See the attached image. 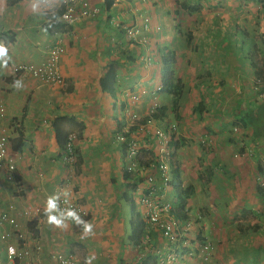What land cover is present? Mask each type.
<instances>
[{
  "label": "crops",
  "instance_id": "crops-1",
  "mask_svg": "<svg viewBox=\"0 0 264 264\" xmlns=\"http://www.w3.org/2000/svg\"><path fill=\"white\" fill-rule=\"evenodd\" d=\"M87 1L100 7L99 14L79 18L72 24H64L63 32L49 34L43 24L47 15L58 8L59 5L51 7L57 0H49L48 5L38 0H0V44L8 49L7 67H0V103L5 107L0 128L9 137L6 158L12 159L15 165L14 179L7 177L5 168L0 169V213L6 214V219L0 222V235L11 234L9 239L0 237V264L7 262L6 246L18 245L16 230L36 245L32 256L18 264H54L58 253L73 254L80 264H85L88 257H94L91 264H141L145 250L131 244L128 235L135 213L141 211L144 215L141 204L144 193L131 195L132 189L126 190L128 182L123 178V170L127 159L124 146L114 136L119 122H124L129 112L143 119L153 105L158 103L165 108L161 119L132 133L133 138L148 143L145 146L149 149L146 148L156 156L160 150L159 139L154 134L157 125L176 124L180 128L175 137L180 147L170 146L171 136L165 149L170 168V157H173L184 186L194 191L190 214L194 209L207 212L208 204L212 209V202L224 197L225 204L217 206L215 211L220 217L228 216L233 202L240 199L239 190L234 188L248 186L252 180L254 184L257 172L252 165H257L261 155L264 158V145L259 151L254 146L256 136L251 132L248 137L254 144L248 139L244 145L253 146L252 158L243 163V159L233 155L235 146L225 144L221 135V127L231 116L226 115L230 109H221V99L204 95L207 89L222 91L216 87L222 78L229 83L227 89L242 87L238 81L239 76H244L240 71L242 66L234 60L235 50L231 46L240 32L238 24L242 19L233 18L236 13L231 3V7H226L224 3L216 4L218 0L213 4L210 0L200 3L185 0L200 7L199 11L187 13L180 7L181 1L176 0H112L109 8L107 0ZM33 4L38 5L35 10ZM211 8L220 10V16L212 17L218 13ZM221 10L230 11V19H225ZM180 22L182 27H187L186 32L175 30ZM119 23L121 28L116 27ZM144 24L147 28H143ZM232 26L237 34L230 32ZM132 27L139 30L133 38L126 34ZM57 41L63 47L57 64L62 77L60 83H40L30 75L15 73L14 67L18 64L39 65ZM167 54L173 57L175 76L183 85L176 114L174 110L169 111L171 96L158 90L164 75L161 58ZM111 61L117 64L114 96L104 92L99 84L106 63ZM15 80L22 81L23 87L14 88ZM131 91L138 94L135 103L129 99ZM61 116L73 119L64 121L62 127L75 136L77 163L74 165L65 164L61 159V150L55 141L51 122ZM205 132H210L207 137L216 139L212 148L200 151L198 141L206 138ZM212 132L220 136H213ZM153 165L146 171L149 175L156 174ZM147 188L155 189L158 200L176 203L171 183L166 187L159 182L143 183L139 191ZM124 192L136 202L133 209L124 199ZM52 195L77 202L87 212L83 220L93 225V234L82 238L83 226L73 219H67L62 228L50 225L44 209ZM123 203L129 205V213ZM227 207L221 215V210ZM257 224L259 229L250 232L249 240L264 247V231ZM238 233L235 239L240 247L232 249L233 242L229 246L230 254L233 260L250 264L249 257L241 258L245 245L237 238ZM189 244L197 245L191 241ZM215 247L210 261L204 260L200 252H182L173 264H224L226 255H220L222 246ZM169 249L158 236L148 253L154 255L158 251L166 257Z\"/></svg>",
  "mask_w": 264,
  "mask_h": 264
},
{
  "label": "trees",
  "instance_id": "trees-1",
  "mask_svg": "<svg viewBox=\"0 0 264 264\" xmlns=\"http://www.w3.org/2000/svg\"><path fill=\"white\" fill-rule=\"evenodd\" d=\"M112 3V0H107L106 7H110V4ZM180 7L187 13H193L196 11H199L200 7L195 5H190L186 1L180 2ZM56 11L52 14H48L47 21L43 24V28L49 33L54 34L55 32H63L65 30V26L69 25L65 23L64 21H61L60 17L61 14L64 11V6L60 5L58 8H55ZM112 23V21H111ZM72 24V23H71ZM119 26L121 28L120 23L116 25V27ZM69 27V26H68ZM243 36L248 39V34L243 31ZM251 54L252 57H250L249 65L254 70V76L257 81L264 80V52L263 55L259 56L257 54V51L255 50V46L251 45ZM161 61L163 63V78H162V85H161V92H165L171 96V108L174 110V114L177 112V108L179 106L180 97L183 90V85L181 81L175 76L173 67H172V61L173 57L165 55L163 58H161ZM117 64H115L113 61L106 63V69L104 75L100 78L99 84L101 89L104 92L109 93L110 95H115V89L114 85L117 84ZM264 102L262 104L257 105V107L254 108V110H250L248 112V108L244 107V112L240 113V117L238 116L239 125L242 127L247 126H256V130L259 128H263L262 125H258L257 123L260 121L262 122L263 119L262 116H264L263 111ZM258 108L257 111H255ZM164 107H159L158 109H155L153 112L149 113L146 117L143 119H140V123H146L149 119L152 120H159L161 119V115L164 112ZM237 111L239 109H234L233 107L230 109V114L235 115L237 117ZM247 113V114H246ZM229 112L226 114L227 116H230ZM261 119V120H260ZM64 121H73L72 117H56L52 122V128L54 130L55 135V141L58 144L61 153L60 157L63 160L65 155H68V152L66 151V142H67V136L69 133H67L63 127L62 123ZM124 128V122H119L118 127L116 129V132L114 134L115 139L117 140V136L119 133L123 135L125 138L120 144L124 146V154L125 158L127 159V163L129 160L131 161L132 158L128 157V147L130 144H132L131 141L135 142L138 147V153L135 154L133 157V160L135 161V167L138 168L136 171H128L125 169L126 165H124L123 170V178L128 183L126 185V190L128 188H131V195H133V192L138 193H144L147 194V189H140L143 186V183H147V177H149V173H146V171L152 166V163H155L153 165L156 169V174H150L153 175L156 179V181L159 180V164L157 156L154 154V152L148 150L149 148L145 145L148 143L144 141H138L137 139L133 138L132 133L139 130L138 125H133L132 127H128L126 130H122ZM172 139L170 141V146L172 148H178L180 147V143L176 142L178 139L175 138L173 135ZM148 149H147V148ZM145 153H148L145 154ZM253 153V152H252ZM175 156V153H172ZM147 156V157H146ZM77 156L74 152V161L71 165H74L77 163ZM171 168H170V183L173 185L174 190L176 192V203H174L173 208L171 209V214L173 215L174 219H176L177 223V230L176 234L180 235L181 237L179 240H169L165 238L161 232V230L154 226L149 225L142 212H136L134 215V230H132L128 235V240L131 244L134 246L140 245V250L144 251L143 254L145 258H142L141 264H148L151 262V264H159L158 258L161 256V253L156 251L154 255L149 254L150 248L153 247L154 241L157 240V237L159 236L163 241L168 245L171 251L172 248H175L177 253L183 252V253H198L200 245L203 246L205 244H211L209 241V234L210 232L207 231L203 226V221L205 217H203L207 212L203 209L200 210H193L192 214H190V204H191V197L194 194V191L192 188H187L184 186L182 179H181V173L179 171V167L177 164V161L175 158H171ZM68 163V162H67ZM65 162V164H67ZM69 164V163H68ZM256 172L264 178V165L257 164ZM174 180V182H173ZM254 191L260 199L264 200V187L261 185L260 182H257L254 186ZM127 193H123V197L125 200L130 202V206L133 209L136 205V202H134L133 199H129L126 195ZM130 195V196H131ZM253 207L247 206L241 209V216H246L247 214L252 213L251 210ZM87 216V215H86ZM85 216V217H86ZM84 217V218H85ZM87 218V217H86ZM254 225V226H253ZM253 225L249 227H241L240 225H237L238 235L237 238L243 241H249L250 235L252 232H256L259 229V225L257 223H254ZM207 231V232H206ZM251 232V233H250ZM146 239V242H143ZM190 241L192 243L197 244L196 246H191L189 243ZM253 245V246H252ZM213 246V245H212ZM182 248L184 250H182ZM246 249V256L250 257V264H255L257 262L262 263L264 262V247L263 245H258V242H252L250 247H245ZM180 254V253H179ZM178 254V255H179ZM177 255V257H178ZM237 264H243L239 260V263ZM264 264V263H263Z\"/></svg>",
  "mask_w": 264,
  "mask_h": 264
},
{
  "label": "rangeland",
  "instance_id": "rangeland-1",
  "mask_svg": "<svg viewBox=\"0 0 264 264\" xmlns=\"http://www.w3.org/2000/svg\"><path fill=\"white\" fill-rule=\"evenodd\" d=\"M176 1H183V0H176ZM185 1V0H184ZM188 1V0H187ZM195 2V0H193ZM205 0H198V2H204ZM189 2V1H188ZM210 2L213 4L215 3L214 0H210ZM220 3H224L226 4V7L229 6V3H231L232 8L235 9L233 10L234 13V19L238 20L239 18L242 19V21L240 20V23L238 24L240 29L239 34L237 35L236 40H234V44H232V49L235 50L234 55H236L234 57V60L236 62H238L239 65L242 66V68L240 69V71L243 72L244 76L240 77L239 76V84L243 87H239L238 90L235 89V87L233 86L232 89H227V86L229 85V83L226 81V78H222V80H218L216 87H221L222 91H220L218 88H215L216 91L215 92L213 90H206L204 92V95H208L210 98L215 97V98H219L222 100V106L221 109H231L232 107L236 110L239 109V111H237V117H235V115H231L229 117L228 122H226L224 125L221 127V135L223 136V140L225 142V144L232 146L234 148H236V150L234 149V153L233 155L235 157H238L239 159H243V162L245 161V159H250L252 158L251 153H248L247 150L248 149H252L253 151V146L249 145V146H245V142L248 141V139L253 142L254 141L251 140L250 137H248V135L251 133L254 134L256 136V144H254V146L257 148H259L258 150L260 151V148L262 145H264V116H262L261 119L262 122L260 123V121L257 123L258 125H262L263 128L261 129H255L257 127L252 126H247V127H242L239 125V120H238V116L240 117V113L241 111H244V107L248 108V112L250 110H254L255 107H257V105L262 104L264 101L263 97H260L259 95V91L255 88L254 83L252 82L254 80V73L252 71V68L249 65V60L250 57H252V48L251 45H254L256 48L255 50L257 51V54L259 56L263 55L262 53L264 52V0H218L216 4H220ZM231 7V6H229ZM238 11H237V9ZM212 9V8H211ZM184 11V10H183ZM183 11H181V13H183ZM212 11L217 12L218 14H212V17H219L220 16V10H215L212 9ZM224 12V17L225 19H230L231 17V13L230 11L227 10H221ZM238 12V14H237ZM198 16V15H197ZM180 18V16H179ZM180 27L176 26V31H180L182 30L183 32H186L187 27H182V23H179ZM243 29V31H245L248 34V39L246 37L243 36V31L241 30ZM161 32V31H160ZM231 33H236L237 31L235 30V27L232 26V29L230 31ZM230 38H233L232 35H230ZM231 44V42H230ZM167 56V55H166ZM151 63H153V60L151 61ZM212 66V65H211ZM211 71H214V67L212 66ZM221 73V72H218ZM235 76V75H234ZM236 77V76H235ZM179 80H181L178 77ZM258 88L263 90V87L258 85ZM220 91V92H219ZM134 95H138L136 93H133L131 91V93H129V99L133 100V96ZM136 101H134L135 103ZM237 103V104H236ZM159 106H161V104L158 105V103L156 104V108H158ZM162 107V106H161ZM263 111H264V106H263ZM150 110V108H149ZM258 108L255 110L257 111ZM170 112H173V109L170 108L169 109ZM222 111V110H221ZM151 113V111L149 112ZM246 113V114H247ZM137 114V113H136ZM230 114V113H229ZM137 116L139 117V119L141 116L137 114ZM260 119V120H261ZM178 129H180L179 127L177 128V132L179 133ZM251 132V133H250ZM210 133V132H208ZM208 133L205 132V141L202 142V140H204V138H201V142L198 141V148L200 151H204L212 148L215 142V139H213V137H207V135H209ZM219 135V133H214L212 132V135ZM249 135V136H250ZM220 138V137H218ZM190 140V139H189ZM218 142V141H217ZM159 150V148H158ZM233 150V149H232ZM262 154V153H261ZM256 164L259 165H264V158L261 157L259 159L256 160ZM230 166V165H229ZM228 166V167H229ZM246 166V163L245 165ZM252 166H256L257 165H252ZM228 177L230 176L229 174L227 175ZM255 183L253 184V180L251 182V184H249L248 186H244L242 187H238V188H234L237 190H239V197L240 199L236 200V196L234 194V200H236L235 202H233V209L232 207H230V210L228 212V216H222L220 217L217 212L215 211L216 207L219 205H224L226 200L223 199L221 201H217V202H212L213 206L212 209H210L211 207L208 204V211L207 214H205L203 217H206L203 221V226L204 228L210 232L209 234V241L212 243L213 245V250L211 252L210 255H206V254H201V257L205 260V259H209V261L211 260L212 256H213V252H215L216 247L215 246H222V251L220 253V255H226V257L224 258V264H237L239 263V260L241 261V259L239 260H233L232 259V255L230 254V249L232 248H237L240 247V244H238V242L236 243V232L237 230V225H240L241 227H249L251 225H253L254 223H260L261 226L260 228L261 231H264V200L260 199V197H258L254 191V186L257 182H260L261 185H263L264 187V178H262L261 175H259L257 173V175L254 178ZM230 188V186H229ZM228 188V189H229ZM255 199V201H254ZM162 201H168L170 202L171 200H162ZM256 202L258 207H256ZM58 203V201H57ZM211 204V203H210ZM123 205H125V203H123ZM172 205H174V203H172ZM126 206V205H125ZM253 207L251 210L252 213L247 214L246 216H241L239 215V213L241 212V209L244 207ZM127 213H129L130 207L129 205L126 206ZM125 208V209H126ZM201 209V208H200ZM213 210V211H212ZM221 210V209H220ZM226 210H228V207L224 210H221L222 213L221 215L226 213ZM213 212V215H211ZM232 215V217H230L229 215ZM135 220V219H134ZM214 222L213 224L211 222ZM135 222V221H134ZM134 222H133V227L132 230H134ZM214 227V228H213ZM218 227H221L220 229H218ZM206 231V232H207ZM233 242L235 243V245L232 246ZM245 247H250V240L249 241H243ZM229 246H232L231 248ZM229 247V248H228ZM227 248V249H226ZM167 254H169V252H167ZM182 254V252L180 253ZM165 257V255H164ZM241 258L246 259V249H242V255ZM250 258V257H249ZM208 261V262H209ZM257 264H262L257 262Z\"/></svg>",
  "mask_w": 264,
  "mask_h": 264
},
{
  "label": "built area",
  "instance_id": "built-area-1",
  "mask_svg": "<svg viewBox=\"0 0 264 264\" xmlns=\"http://www.w3.org/2000/svg\"><path fill=\"white\" fill-rule=\"evenodd\" d=\"M42 3H48L49 0H40ZM55 5H63L64 11L61 14V21H64L67 24H71L79 18L86 17V16H93L97 15L100 12L99 6H92L89 4L87 0H57ZM144 28H147L144 24ZM127 35L129 37H135L139 34L138 29L129 28L127 29ZM63 51V47L61 46L60 42L54 43L50 49H48L47 57L44 61H42L39 65H32L21 63L14 67V71L17 75H30L39 80L40 83H47V84H55L60 83L62 81V77L58 72V59L60 54ZM259 83V81H258ZM263 90L260 91V97H264V81L262 82ZM161 89V86H158V90ZM133 101H137V95H134ZM159 108V107H158ZM156 108V104L151 107V112H153ZM5 112V107L3 104L0 103V119L3 117ZM153 120L149 119L146 123H140L139 117L134 112H129L125 119H124V128L122 130H126L128 127H132L133 125H138L139 129L143 128L145 125L152 123ZM154 134L159 139L160 150L158 153V161L159 164V180L156 181L153 175H148L147 181L150 184H155L157 182L161 183L164 187L170 184V166L168 164V152L165 149V143L171 135L174 137L178 136L176 124H169L166 127L162 125H157ZM75 136L73 133H70L67 136L66 142V151L68 155L64 156L63 161L72 164L74 161V140ZM125 138L121 133L118 134L117 140L122 142ZM205 141L202 140V142ZM132 144L128 147V157L132 158V160L126 163L125 169L128 171H136L138 168H134L136 165L135 161L133 160L134 155L138 153V147L135 142L131 141ZM9 143V137L6 133H4L0 128V169L5 168L6 175L9 179H14V170L15 165L12 159H7V144ZM248 153L252 154L251 149L247 150ZM7 159V162H6ZM5 164V165H4ZM154 188H149L147 194H144L141 197V204L144 206V218L146 222L150 225H154L158 227L163 236L169 240H179L181 237L180 235L176 234L177 230V223L176 219H174L173 215L171 214L172 204L168 201H160L154 195ZM58 208L61 211L67 209H73L77 213V215L84 219L87 215V212L80 207L77 202L71 200L68 197H61L58 200ZM6 219V214L0 213V222H3ZM0 237L2 239H9L11 237L10 233L3 232L1 233ZM15 237L18 239V245L16 244H8L6 246L7 251V262L5 264H18L22 261L29 259L34 252L36 245L31 244L23 232L19 230L15 231ZM146 242V239L143 241ZM141 245V244H140ZM138 245V247L140 246ZM151 249V248H150ZM213 250V246L211 244H205L203 246L200 245L199 251L201 254L209 255ZM178 255L175 248H172L169 251V254L163 259L160 257L159 264H173V260ZM34 264V263H31ZM54 264H79L78 257L73 254L64 255L58 253L55 256V263Z\"/></svg>",
  "mask_w": 264,
  "mask_h": 264
},
{
  "label": "clouds",
  "instance_id": "clouds-1",
  "mask_svg": "<svg viewBox=\"0 0 264 264\" xmlns=\"http://www.w3.org/2000/svg\"><path fill=\"white\" fill-rule=\"evenodd\" d=\"M38 1L40 3H42L40 0H38ZM42 4L48 5L47 3H42ZM37 6H38L37 4H33L32 5L33 10H35L37 8ZM53 6H55V4H52L51 5V7H53ZM7 53H8V49L3 44H0V67H7L8 61H7V59H5V57H7ZM252 71L254 73V70L253 69H252ZM263 81L264 80L259 81V83L263 84L262 83ZM252 82L254 83L255 88L259 91V94H260L261 89L258 88V85H260V86H262V85L258 83V81L255 79V76H254V80ZM161 85H162V83L160 84V86ZM13 87L16 88V89L22 88L23 87L22 81L15 80L13 82ZM58 199H59L58 196L52 195V196H49V198L46 201V206H45L44 211H45V214L47 216V222L50 225H54L56 227L62 228V227H65L66 226L65 221L67 219H73L78 225H82L83 226V235H82V238H85V237H87L89 235H92L93 234V225L91 223H88V222L84 221L83 219H81L77 215V213L75 212V210H73V209H67V210H64V211L59 210L58 205H57V200ZM172 208H173V205H172ZM136 247H138V245ZM138 248L140 249V247H138ZM179 253H181V252H179ZM160 257H162L163 259L165 258L164 256H160ZM160 257L158 258V261H159ZM92 259H94V257H88V258H86L85 264H91V260ZM78 261H79V258H78Z\"/></svg>",
  "mask_w": 264,
  "mask_h": 264
},
{
  "label": "flooded vegetation",
  "instance_id": "flooded-vegetation-1",
  "mask_svg": "<svg viewBox=\"0 0 264 264\" xmlns=\"http://www.w3.org/2000/svg\"><path fill=\"white\" fill-rule=\"evenodd\" d=\"M264 102V101H263Z\"/></svg>",
  "mask_w": 264,
  "mask_h": 264
}]
</instances>
